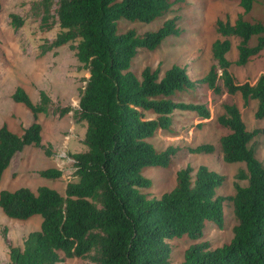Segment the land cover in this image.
I'll return each instance as SVG.
<instances>
[{
  "label": "trees",
  "instance_id": "trees-1",
  "mask_svg": "<svg viewBox=\"0 0 264 264\" xmlns=\"http://www.w3.org/2000/svg\"><path fill=\"white\" fill-rule=\"evenodd\" d=\"M55 0H40V27L53 23ZM242 9L233 22L217 19L221 37L211 45L215 64L204 76L194 80L184 66L173 64L160 75L159 68L145 66L140 75L131 70L139 49L154 50L181 30L174 18L142 35L132 28L118 31V20L151 22L167 12L171 0H56V21L60 28L51 42L43 43V52L67 42H76L77 60L88 73L80 89L78 106H57L59 115L72 111L77 121H85L83 143L87 149L71 153L74 180L65 185L64 194L39 186L35 191L20 187L0 191V208L9 217L25 220L40 214V228L29 232L21 247L9 246L10 264H61L59 255H88L87 264H168V241L183 235L202 237L207 223L219 227L224 221L223 202L230 199L237 223L228 243L213 249L207 242L189 245L180 264H264V164L249 145L264 129L248 130L239 108L224 103V113L217 122L227 132L220 136L219 146L226 162L244 161L246 169L236 183L232 196L217 195L215 188L224 179L220 173L200 164L186 165L176 171L175 186L158 198L142 191L152 181L142 171L145 167H168L176 149L157 151L148 141L159 129H168L175 110L190 111L201 119L210 117L206 103L184 99L198 84L215 94L239 93L243 103L257 101L255 117L264 118V74L256 81L236 82L229 70L226 54L230 36L238 38L237 65L246 64L264 49V23L249 21L257 0H236ZM264 1V0H263ZM13 28L24 19L9 15ZM256 37L255 44L250 40ZM221 80L222 85L218 83ZM12 97L23 103L37 118L47 114L49 95L40 90L39 102L33 103L27 93L16 87ZM154 117L146 116V113ZM200 125V123H198ZM37 122L23 128L21 134L0 126V178L13 156L26 145H34L51 154L50 146L41 143ZM211 143L189 148L193 153H210ZM47 178H57L61 170L48 167L39 171Z\"/></svg>",
  "mask_w": 264,
  "mask_h": 264
},
{
  "label": "rangeland",
  "instance_id": "rangeland-1",
  "mask_svg": "<svg viewBox=\"0 0 264 264\" xmlns=\"http://www.w3.org/2000/svg\"><path fill=\"white\" fill-rule=\"evenodd\" d=\"M40 0H0V126L17 134L33 122L41 127V143L50 146L51 154H46L41 147L26 145L17 152L9 166L3 171L0 178V191H13L20 187H27L35 191L39 186H47L64 194L65 185L74 180L73 160L71 153L85 151L83 143L86 129L85 121H77L72 111L59 115L53 109L57 106H78L80 89L85 83L88 73L77 60L76 50L72 45L76 42H67L59 47L43 52V43L51 42L60 28L56 21V3L52 5L53 23L45 29L40 27V9L37 3ZM171 8L151 22L118 20V31L134 29L142 35L147 31L155 30L166 19L174 18L180 28L179 35L165 38L154 50L139 49L132 61L131 70L140 75L145 66L152 69L159 68L160 75L173 64L184 66L192 79L197 80L204 76L209 68L215 64L211 52L212 42L221 37L217 32L216 20L233 22L241 7L236 0H171ZM18 14L24 19L23 24L15 29L10 24L9 15ZM249 21L264 23V1L257 0L251 11L244 15ZM231 46L226 56L231 61L229 68L234 80L239 83L253 84L264 74V49L244 65H237L238 38L229 37ZM256 42L252 37L250 44ZM218 83L222 85L221 80ZM16 87H21L35 104L39 102V92L43 90L51 98L49 112L38 114L35 118L32 112L21 102L13 99L12 94ZM184 99L193 102L206 103L210 110V117L201 119L190 111L175 110L171 114V124L168 129H157L148 138L157 151H164L168 147L176 149L168 167H145L142 173L151 179L152 184L142 191L149 198H158L162 193L175 186L176 171L186 165L195 169L204 164L224 176L223 182L215 188L217 195L232 196L236 183L245 185L247 180L239 178L240 170L246 169L244 161L226 162L222 158L219 138L227 130L217 122V116L224 113V103H234L238 106L248 130L264 129V118L258 119L254 113L257 101L250 99L247 104L239 93L229 94L223 88L222 93L215 94L204 84H198L192 92L185 94ZM146 116L154 117L147 112ZM200 123V125L198 124ZM73 126L74 128H72ZM67 140L66 143L64 141ZM201 143H211L214 150L210 153H193L189 148ZM249 145L254 155L264 164V133L256 135ZM64 151L68 158H59L57 153ZM48 167L61 170L57 178H47L39 171ZM224 221L222 226L207 223L202 237L191 239L186 235L168 241L170 257L168 264H180L184 250L191 244L207 242L209 248L228 243L233 235V227L237 223L233 204L230 199L223 202ZM42 216L35 214L28 219L18 220L7 217L0 208V264H10L9 246L23 244L26 235L40 228ZM61 264H87L85 257H67L59 253Z\"/></svg>",
  "mask_w": 264,
  "mask_h": 264
},
{
  "label": "built area",
  "instance_id": "built-area-1",
  "mask_svg": "<svg viewBox=\"0 0 264 264\" xmlns=\"http://www.w3.org/2000/svg\"><path fill=\"white\" fill-rule=\"evenodd\" d=\"M57 156L59 158H68V156L66 155V153L64 151H60L57 153ZM73 160V159H72Z\"/></svg>",
  "mask_w": 264,
  "mask_h": 264
},
{
  "label": "crops",
  "instance_id": "crops-1",
  "mask_svg": "<svg viewBox=\"0 0 264 264\" xmlns=\"http://www.w3.org/2000/svg\"><path fill=\"white\" fill-rule=\"evenodd\" d=\"M71 127L74 128L73 126H71ZM67 140L69 141V138H67V136H66V140L64 141V143H66ZM66 144H68V143H66Z\"/></svg>",
  "mask_w": 264,
  "mask_h": 264
}]
</instances>
